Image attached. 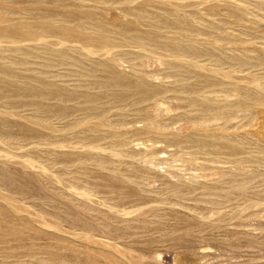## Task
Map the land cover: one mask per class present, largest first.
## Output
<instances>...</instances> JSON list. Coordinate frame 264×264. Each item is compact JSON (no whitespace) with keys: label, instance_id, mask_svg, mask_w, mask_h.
<instances>
[{"label":"rangeland","instance_id":"1","mask_svg":"<svg viewBox=\"0 0 264 264\" xmlns=\"http://www.w3.org/2000/svg\"><path fill=\"white\" fill-rule=\"evenodd\" d=\"M0 264H264V0H0Z\"/></svg>","mask_w":264,"mask_h":264}]
</instances>
